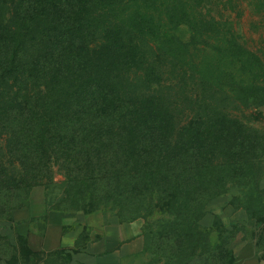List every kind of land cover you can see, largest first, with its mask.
Wrapping results in <instances>:
<instances>
[{
    "label": "trees",
    "instance_id": "obj_1",
    "mask_svg": "<svg viewBox=\"0 0 264 264\" xmlns=\"http://www.w3.org/2000/svg\"><path fill=\"white\" fill-rule=\"evenodd\" d=\"M205 6V0H0V220L27 206L30 190L43 185L7 177L8 164L34 177L60 159L72 182L117 202L120 220L160 214L143 225L146 255L164 264H236V232L225 229L212 245L200 221L232 187L247 191L237 205L254 217L253 199L264 198L257 173L264 148L212 103L189 119L154 94L168 81L155 61L158 31L214 27L218 21ZM67 196L65 190L59 206ZM19 256L73 264L64 249L33 252L21 235L14 244L0 236V264H17Z\"/></svg>",
    "mask_w": 264,
    "mask_h": 264
},
{
    "label": "rangeland",
    "instance_id": "obj_2",
    "mask_svg": "<svg viewBox=\"0 0 264 264\" xmlns=\"http://www.w3.org/2000/svg\"><path fill=\"white\" fill-rule=\"evenodd\" d=\"M205 11L217 19L218 24L199 29L197 25H163L153 40L157 45L156 65L163 67L168 80L155 88L164 106L174 115L185 112L195 119L206 109L215 106L218 115L228 113L233 125L243 126L242 133L249 137L259 150L264 148V0H205ZM156 42V43H155ZM154 55V54H153ZM153 79L156 77L152 76ZM141 81V80H140ZM146 82L137 88L145 89ZM237 123V124H236ZM7 177H25L31 184L63 183L68 193L60 208L89 212L95 209L108 214H120L117 202L91 195L78 182H72L64 169V163L53 160L47 168H41L33 177L17 162L7 166ZM26 171V172H25ZM264 172V158L258 162L257 173ZM260 173L258 175H260ZM28 180V182H30ZM1 187V184H0ZM24 188L23 197L28 193ZM247 191L232 187L227 194L211 201L200 224L209 232L212 245L225 229L235 231L234 252L236 264H264V198L256 196L252 203L254 217L237 203ZM264 196V195H263ZM258 198V199H257ZM234 203L230 204V202ZM79 209V210H78ZM145 226L156 222L160 214L151 216L139 213ZM6 225L9 219L0 220ZM24 246L22 245V249ZM249 254L254 257L244 258ZM68 254L64 257H68ZM17 264H33L18 257ZM166 260L148 252L144 264H164ZM191 264H199L194 259Z\"/></svg>",
    "mask_w": 264,
    "mask_h": 264
},
{
    "label": "crops",
    "instance_id": "obj_3",
    "mask_svg": "<svg viewBox=\"0 0 264 264\" xmlns=\"http://www.w3.org/2000/svg\"><path fill=\"white\" fill-rule=\"evenodd\" d=\"M259 187L264 189V172ZM64 197L63 183L33 187L27 206L14 209L8 225L0 221V236L14 244L16 236L21 235L33 252L64 249L73 264L145 263L143 219L122 221L101 210H67L59 207ZM84 230L86 237L82 236ZM247 257L254 255L243 259Z\"/></svg>",
    "mask_w": 264,
    "mask_h": 264
}]
</instances>
